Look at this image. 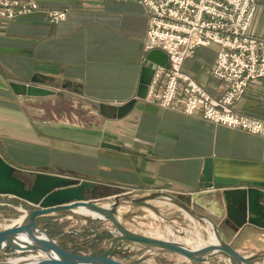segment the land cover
<instances>
[{"label": "crops", "instance_id": "obj_1", "mask_svg": "<svg viewBox=\"0 0 264 264\" xmlns=\"http://www.w3.org/2000/svg\"><path fill=\"white\" fill-rule=\"evenodd\" d=\"M24 1L34 3L30 13L0 19V157L25 181L42 172L93 182L98 205H107L117 189L135 197L155 192L188 196L198 191L205 159H210L212 187L205 191L215 195L202 197L200 204H208L220 237L239 253L263 251L264 226H236L234 220H241L239 202L227 193L226 204L222 192L254 188L264 193V136L136 97L147 60L146 8L129 1ZM51 10H64L66 15L52 22ZM249 34L264 38V0H256ZM216 51L214 44L198 47L182 67L213 97L225 88L211 74ZM33 75L44 79L37 85L55 94L17 95L8 84H32ZM75 102L81 109L73 107ZM233 109L264 120V78L251 81ZM32 208L36 207L0 194V229L13 223L21 209ZM90 216L51 213L36 222L63 247L86 254L109 247L108 239L115 234L108 220ZM118 249L115 258L123 262L152 255L139 264H155L154 259L164 264L169 258L193 264L182 255L154 253L136 243L119 244ZM1 255L5 263L28 252L5 249ZM202 264L228 262L216 256ZM255 264H264V258Z\"/></svg>", "mask_w": 264, "mask_h": 264}, {"label": "water", "instance_id": "obj_2", "mask_svg": "<svg viewBox=\"0 0 264 264\" xmlns=\"http://www.w3.org/2000/svg\"><path fill=\"white\" fill-rule=\"evenodd\" d=\"M146 62L141 68V75L136 91V97L143 99L146 94L147 84L156 65L169 67L167 55L160 49H152L146 54ZM44 81L42 77L33 75L32 84H25L10 81L8 84L12 91L17 95L28 96H47L55 94V91L37 84ZM131 103H128V105ZM104 105H101V108ZM105 146L122 149L116 145L104 143ZM18 169L7 163L0 157V194L17 197L36 208L21 209V214L13 223L0 229V264H139L147 256H141L136 261L123 262L116 260L120 254L119 244L136 243L148 248H154L155 252H171L182 255L187 261L193 264H202L203 262L215 258L224 257L228 264H255L259 259L264 258V250L255 254L243 255L239 253L230 244L226 243L219 235L218 228L211 217L214 215L208 209V204L201 205L202 197L207 195L214 196L212 187V165L210 159H205L204 168L198 185V191L188 195L170 196L165 193L155 192L140 197L128 198L122 195L123 192L117 189L113 195V202L110 205H98L95 202L96 185L88 180H79L69 176H61L42 172L33 173L32 178L26 181L21 174H17ZM86 192L90 197L86 196ZM227 193L233 194L236 201L239 202V213L241 220H234L236 226L240 227L248 222L258 226H264V193L259 189H235L228 192H222L227 204ZM129 199L132 203L145 206L153 211L155 207L149 203L155 198L162 197L173 201L176 205L188 211L197 219L205 218L214 226L217 242H211L200 247H188L182 242L174 239H162L143 235L127 228L121 221L117 213L121 198ZM194 207L201 213L190 209ZM226 209L229 211V207ZM69 213L71 215L81 214L85 219L89 215L92 218L108 220L115 231V234L108 239L109 247H99L98 249L86 253L76 254L72 250L63 247L57 237L51 236L45 229L40 227L36 219L48 214ZM229 217V216H227ZM78 244L73 243L72 247ZM5 249L15 252H28V255L18 256L3 263L1 253ZM35 253L39 257L33 259L28 257Z\"/></svg>", "mask_w": 264, "mask_h": 264}, {"label": "built area", "instance_id": "obj_3", "mask_svg": "<svg viewBox=\"0 0 264 264\" xmlns=\"http://www.w3.org/2000/svg\"><path fill=\"white\" fill-rule=\"evenodd\" d=\"M110 1L143 5L148 15L144 52L160 49L167 55L169 67L155 66L145 101L187 115L199 112L215 124L264 136L263 119L233 109L248 84L264 78V38L249 34L256 0ZM34 7V3L24 0H0V19H14ZM65 15L64 10L48 11L52 22ZM211 44L217 46L211 74L225 84L218 97L211 96L182 69L198 47Z\"/></svg>", "mask_w": 264, "mask_h": 264}, {"label": "rangeland", "instance_id": "obj_4", "mask_svg": "<svg viewBox=\"0 0 264 264\" xmlns=\"http://www.w3.org/2000/svg\"><path fill=\"white\" fill-rule=\"evenodd\" d=\"M73 107H75L76 110L81 109L80 102H75ZM121 192H123L122 195H127L129 199L135 197L124 191ZM128 198H121L117 213L124 225L126 224L133 228L132 231L162 239L180 240V242L188 247H193V244H195L199 238L200 240L202 239L204 243L209 242L211 232L210 226L202 220L194 218L192 214L176 205L173 201L163 199L162 197L155 198L149 202L156 209L153 211L145 206L132 203ZM112 202L113 196L107 205H110ZM190 209L195 210L193 208ZM195 211L201 213L197 209ZM151 258L153 259V256L149 255L144 260ZM157 262L160 263L159 260L154 259V263L157 264ZM163 263L179 264L174 258L165 259Z\"/></svg>", "mask_w": 264, "mask_h": 264}, {"label": "bare ground", "instance_id": "obj_5", "mask_svg": "<svg viewBox=\"0 0 264 264\" xmlns=\"http://www.w3.org/2000/svg\"><path fill=\"white\" fill-rule=\"evenodd\" d=\"M194 218H196L195 216H193ZM204 223H206L208 226H210V228H211V232H210V238H209V241H211V242H217L218 241V239L216 238V234H215V231H214V226H213V224L211 223V222H209L207 219H205V218H202L201 219ZM172 232V231H171ZM204 244H206V243H204L203 241H202V239L200 240V238H199V240L195 243V244H193L194 246L193 247H200V246H202V245H204Z\"/></svg>", "mask_w": 264, "mask_h": 264}]
</instances>
